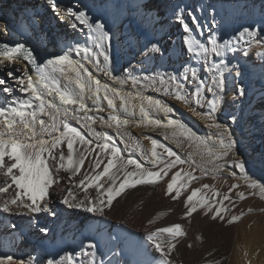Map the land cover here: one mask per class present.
I'll list each match as a JSON object with an SVG mask.
<instances>
[{
	"label": "snow or ice",
	"instance_id": "snow-or-ice-1",
	"mask_svg": "<svg viewBox=\"0 0 264 264\" xmlns=\"http://www.w3.org/2000/svg\"><path fill=\"white\" fill-rule=\"evenodd\" d=\"M47 4L53 13L59 14L57 0H47ZM95 7L99 8V13L76 7L64 10V15L59 17L61 22H67L72 29H77L78 25L87 28L86 42L66 43L62 54L48 57L43 62L37 50L24 41L14 44L0 42V70L7 72L6 78L0 77V92L6 94L5 104L0 105V194L9 193L10 190L13 193L7 198H0V213H50L55 216L54 194L59 190L60 204L102 218L96 222L99 232L108 223L106 210L112 209L114 201L118 202L117 198L126 190L135 189L138 185L163 183L166 185L165 196L172 201H183L182 218L202 213L213 221H226L229 225L238 221L243 213L232 214L229 218L226 214L231 210L225 201L235 207L230 195L234 189L237 190L234 195L239 200L247 198L244 191H239L240 183H232L226 192H219L214 185L207 183L191 189L189 186L205 176L211 175L215 179L227 173V177L243 181L246 188L251 190L248 195L258 194L264 200V184L248 175L245 162L239 158L236 150L237 140L231 124L220 122L216 116L218 105L224 102V93L232 85V74L235 73L236 78L241 76L240 67L230 65L227 56V53L238 51L237 41L247 44L245 56L249 50L256 48V54L264 61V0H259V3L252 0L243 5L257 14L259 19L242 26V30L231 37L224 32L222 23L216 21L219 13L215 5L207 6L216 12L211 25L201 23V18L196 15L197 11L206 12L207 9L178 8L174 20L184 33L182 50L188 61L180 71L164 74H152L143 69L137 71L132 65L125 68L123 74H114L111 67L113 34L108 26V15L120 18L124 15L125 7L119 0H99ZM140 7L145 10L144 15L148 19L153 18L148 4H141ZM30 20L33 25L36 23L35 13ZM4 32L8 34L6 25ZM18 35L23 33L18 31ZM149 43L145 54L163 55L156 43ZM73 53L78 59L73 58ZM21 62L27 64L23 71L16 69L21 72L17 76L12 66ZM28 65L35 66L32 73L27 71ZM194 65H202L207 76L201 77ZM98 74H102L111 84L99 79ZM126 85H130V88H126ZM189 86L191 90H187ZM149 90L188 106L193 115L204 120L206 126L214 131L207 139L198 137L191 128L174 118L175 109L172 106L160 98L146 95ZM17 92L24 95H16ZM206 93L211 94V98ZM246 95V87L237 83L232 101L236 102ZM261 95L264 97V84L261 85ZM88 101H91V105ZM197 108L206 110L198 111ZM102 113H107L106 119ZM153 113H163L167 122L153 118ZM137 115L140 117L136 121L138 126L143 124L145 127L169 129L170 134L164 135L165 140L170 136L183 137L186 141L195 142L200 150L195 153L189 151L187 159H184L171 147L146 136L151 148L145 152L137 141L134 150L140 151L143 157V160H139L131 155L125 156L112 135L98 132L93 127L99 122L101 127L114 129L120 143L127 148L131 145L125 139L129 136L125 129ZM228 119L232 124L239 123L236 115H230ZM260 119L264 120V112L260 114ZM70 121L86 129L94 139L87 138ZM197 155L199 160L195 158ZM185 164L189 170L182 167ZM229 169H238L239 176ZM197 172L199 175L194 174ZM62 181L70 186L65 187ZM90 190L94 191V195ZM78 192L84 194L83 198L78 196ZM148 223L154 224L155 219ZM47 231V228H41V232ZM185 235L186 229L182 224L172 223L149 230L143 240L159 254L156 264H173L171 253L177 247L179 238ZM85 239L87 242L82 244L81 252L76 256H90L89 264H96L99 242L96 236ZM107 240L112 245L109 251L122 258L116 264H129V260L124 258L125 247L133 256L143 247L141 239L134 238L132 233L121 237L112 235L109 230ZM114 249H119V252ZM65 262L74 264L73 256L68 254L59 259L50 257L46 264ZM0 264L25 262L7 256L0 258ZM28 264L43 262L31 258ZM100 264H104L103 260ZM108 264H113L112 260ZM132 264L141 262L134 260ZM206 264H220V261L212 259Z\"/></svg>",
	"mask_w": 264,
	"mask_h": 264
},
{
	"label": "bare ground",
	"instance_id": "bare-ground-1",
	"mask_svg": "<svg viewBox=\"0 0 264 264\" xmlns=\"http://www.w3.org/2000/svg\"><path fill=\"white\" fill-rule=\"evenodd\" d=\"M98 2L99 0H57L60 9L59 15H64V10L68 7L75 6L81 9L86 8L94 14L99 13V8L95 7ZM119 2L125 7L124 15L120 18H115L111 14L108 15V26L113 34L111 67L116 75L123 74V70L128 68L129 65L134 66L137 71L143 69L152 74L157 72L164 74L166 72L171 73L173 70H181V66L175 68L169 65L171 61H177L179 57L187 56L182 50L184 33L180 25L174 20L178 8L185 10L188 8L207 9L206 12L197 11L196 15L201 18V23L208 25L213 23L212 16L218 12L216 21L222 23L224 32L230 37L241 31L242 26H248L253 20L259 19L257 14L243 7L245 3H251L252 0H216L212 3L209 0H119ZM256 2L259 3V0H256ZM141 4L150 6L153 11L152 19H148L144 15L145 10L140 7ZM205 4L215 5L216 12H213L211 8H206ZM12 10L16 13L15 17L12 16ZM0 13L1 39L14 43L26 42V44L37 50L41 62L48 57L62 54L66 43L86 42L87 28L78 25L77 29H72L67 22H61L60 19L55 18V13L47 4V0H0ZM33 13L45 16V19L40 16L42 29L46 28L43 33L38 29L39 22L36 21L34 25L31 23L30 17ZM26 24L30 26H25ZM5 25L8 28L7 35L3 33ZM253 27H256V25H253ZM18 31L22 32L23 35H18ZM52 41L55 42V49L51 47L50 42ZM149 42L156 43L162 49L163 55L160 53L145 54V48L150 47ZM236 47L238 51L227 53V56L230 65H238L241 68L239 62L234 58L238 52L243 51L244 53L247 44L238 40ZM72 55L74 59H78L75 53ZM252 55V51L249 50L248 55H243L242 59H248ZM25 64L27 62L12 66V70L17 76L21 72L16 71V69L19 68L23 71ZM194 66L197 67V72L201 77L207 76V74L202 75V65ZM34 67V65H28L27 71L32 73ZM88 67L91 70V66L88 65ZM6 76V70H0V77L6 78ZM98 78L111 84V81H107L102 74H98ZM254 79H257V77H254ZM248 86L246 85V88ZM125 87L130 88V85ZM228 89H233V87ZM228 89L223 95V100L233 96L232 92H227ZM187 90H191V86ZM145 94L160 98L172 106L175 109L174 118L191 128L198 137L207 139L210 132L214 131L206 126L204 120L193 115L188 106L176 101L174 98L163 96L151 90ZM16 95L24 94L17 92ZM206 95L211 98V94L206 93ZM5 102L6 94L0 92V105L5 104ZM88 103L91 105V101H88ZM118 103L119 101H117ZM219 105L216 112L217 119L222 123L231 124L237 140L236 150L239 158L245 162L248 175L258 182L264 183V145L255 141L252 142L246 135H242L240 132L242 125L239 126V131L228 119H224ZM197 110L205 111L206 109L197 108ZM243 112H246L248 116L252 115L245 105H241L238 114L242 115ZM101 115H104L105 119L107 118V113ZM152 115L153 118L160 119L163 123L167 122L163 113H153ZM139 119L140 117L137 115L133 118V123L125 129L129 134L125 139L131 145L127 148L125 144L120 143L114 129L101 127L99 122L94 124L93 127L98 132H107L112 135L125 156L131 155L139 160H143V157L140 151L134 150L136 142H139L145 152H148L151 148V142L149 139H145L146 136L157 139L160 143L171 147L184 159H187L189 151L195 153L200 150L197 149L195 142L186 141L183 137L171 138L170 136L169 139L165 140L164 135L170 134L171 130L151 126L145 127L143 124L138 126L136 121ZM245 121L247 120L242 115V122ZM70 123L87 138L94 139V137L89 136L86 129L80 128V125L76 124L75 121H70ZM211 142L209 141V143ZM200 147L203 148L202 145ZM64 151L66 152V147ZM157 151L160 152L161 149L158 148ZM195 158L200 159L199 155ZM252 158L258 159V161L254 162L251 160ZM146 166L148 165L146 164ZM182 167L189 170L187 164ZM234 171L239 176V170L235 169ZM194 174L199 175V172ZM225 178L227 182H225ZM233 180L231 177H227V173L215 179L208 175L203 177L202 180L190 184L189 187L190 189L200 187L201 183L215 186L216 182L220 184L219 186L216 185L217 188L221 186L223 189L224 186L232 184ZM61 183L65 187L70 186L65 181ZM217 188L216 190L219 192L224 190ZM165 190L166 185L163 183L138 185L135 189L126 190L117 198L118 202L114 201V207L106 210L108 223L99 232L96 229V222L102 218L82 209H70L66 205L60 204L59 190L54 194L56 201L55 216L50 213L36 215L0 213V258L12 256L14 260L23 261L25 264H28L31 258H38L43 264H46L47 259L50 257L59 259L60 256L71 254L74 264H89L92 259L90 256H76V253L81 252L82 244L87 242L86 237L96 236L99 242V248L95 256L96 264H100L102 260L104 264H108L109 260L116 264V261L122 258L113 255V252L109 251L112 247L107 240L110 230L112 235L126 237L128 233H132L134 238L141 239L143 247L139 248L134 256L128 253L126 247L124 248V258L129 260V264H132L134 260L140 261L141 264H156L159 254L155 253L154 249L143 240V237L149 230L156 227L180 223L186 229V235L179 238L176 242L177 247L171 253L170 258L173 264H206V261L212 259L220 261V264H264V211L259 213L253 210L252 214H246L247 216L241 219L242 221H236L231 225L227 224L226 221H213L202 213H194L191 218H182L183 201H172L164 195ZM90 192L94 195L93 190H90ZM12 194L10 190L9 193L0 194V198H7ZM77 194L83 198L84 194L82 192ZM248 201L251 203L255 199L252 197ZM225 205L230 206L228 201H225ZM239 205L235 204L236 207ZM236 207L234 208L236 209ZM160 213H164V215L158 216ZM153 219H155V223L150 225L148 221ZM41 228H47L48 231L46 233L41 232ZM197 237H200V239H197ZM114 251L119 252V249H114ZM154 257L155 259H153Z\"/></svg>",
	"mask_w": 264,
	"mask_h": 264
},
{
	"label": "rangeland",
	"instance_id": "rangeland-1",
	"mask_svg": "<svg viewBox=\"0 0 264 264\" xmlns=\"http://www.w3.org/2000/svg\"><path fill=\"white\" fill-rule=\"evenodd\" d=\"M62 1V0H61ZM216 0H209L210 3L215 2ZM206 8H208L207 4H205ZM76 7V6H75ZM12 16H16V13L14 10H12ZM40 16L45 19V16L40 14ZM39 15H36V21L39 22V26L38 29L40 32H44L46 31L45 29H42L41 24H40V17ZM55 18L60 19V15L58 14H54ZM33 31V30H31ZM4 35L5 32H3ZM3 33L1 34L3 36ZM34 33V32H32ZM1 38V36H0ZM51 47L55 49V42H50ZM142 44V42H141ZM252 56H250V58L248 59H242L244 53L243 51L238 52L236 57L234 58L235 60H237L239 62V65L241 66V76L239 78L235 77V73H233V81H232V85L230 86L231 88L233 87V89H228V93L235 92V86L237 83L239 84H243L245 87L246 85H249L246 89H247V95L243 98H238V100H236V102L232 101V96L227 98L226 100H223L224 102L222 104L219 105V109L222 113V116L224 117V119H228V117L230 115H236L239 118V123L238 124H232L234 127H237L239 129V126L242 125L241 131L239 129V131L241 132V134L246 135V137L252 141V142H257L258 144H262L264 145V120L260 119V114L262 112H264V97H262L261 95V85L264 84V79H262V73H264V61L261 60V58L256 54L257 53V49L256 48H252ZM188 61V57L187 56H181L178 58L177 61H171L169 63V65L171 67H179L186 63ZM207 73L204 72V70H202V75L205 76ZM254 77H257V79H254ZM255 92V94H253ZM253 94V95H252ZM241 105H245L246 108L249 109L250 114H252L251 116L246 115V112H243L242 115H244V117L246 118L247 121L242 122V115L238 114L239 109H241ZM229 120V119H228ZM257 120H259V122H257ZM230 121V120H229ZM231 122V121H230ZM258 127V128H257ZM252 158L251 160L254 162H257L258 159ZM263 160V159H262ZM231 183H240L241 187L239 189V191H244L246 193L247 198L245 200H238V198L234 195L235 191L237 190H233V194L232 195V199L234 200V202H236V205H240L238 207H236V209L234 207H232V205L230 204L231 211L230 213H228V217L230 218V216L232 214H236L239 215L241 212L243 213V215L240 217V219L238 220L239 222L242 221L241 219H243L245 216H247L246 214H252L253 210L258 211L259 213L263 212L262 209L264 208V200H262L260 198V196L257 195H248V193L251 191L250 189H247L246 186L244 185L243 181H238V180H233V182ZM261 183V182H259ZM215 184L217 186H219L220 184H217L215 182ZM264 184V183H262ZM215 185V186H216ZM231 184H229L227 187L224 186L223 190L222 187L220 186L219 188H217V186L215 188L217 189H222L223 192L227 191V188L230 186ZM226 188V189H225ZM250 196V197H249ZM254 198L255 201L251 202L248 201L249 198ZM250 204V205H249ZM234 208V209H233ZM249 209H251V211H249Z\"/></svg>",
	"mask_w": 264,
	"mask_h": 264
}]
</instances>
